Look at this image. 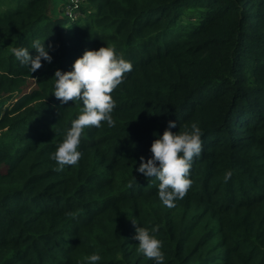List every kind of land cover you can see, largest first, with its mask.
Instances as JSON below:
<instances>
[{"label":"trees","instance_id":"16d2710c","mask_svg":"<svg viewBox=\"0 0 264 264\" xmlns=\"http://www.w3.org/2000/svg\"><path fill=\"white\" fill-rule=\"evenodd\" d=\"M37 38L53 59L31 73L11 48ZM105 45L133 64L115 123L86 127L79 162L59 169L49 154L83 105L52 95L54 72ZM169 120L203 132L173 208L136 172ZM28 122L20 151L0 146V264H91L94 251L95 264H154L139 226L164 264H264V0H0V132Z\"/></svg>","mask_w":264,"mask_h":264},{"label":"clouds","instance_id":"9594fccd","mask_svg":"<svg viewBox=\"0 0 264 264\" xmlns=\"http://www.w3.org/2000/svg\"><path fill=\"white\" fill-rule=\"evenodd\" d=\"M45 40L46 38L43 41L34 39L30 47H13L11 52L21 65L27 66L31 73L36 72L41 68L42 62H51L53 59L50 55L52 46H46ZM30 50H35L34 56L30 55ZM132 70V62L108 45L98 50H85L75 59L69 71L55 70L52 95L59 99L62 105L70 100L73 103L79 100L83 105L76 118L71 120V125L56 150L49 154V158L56 162L59 169L79 162L82 156L79 150L81 136L86 127L101 128L114 125L112 112L115 100L112 93ZM176 126L175 120L168 121L163 134L157 136L150 146L152 155L147 159L141 156L139 167L136 168V172L142 173L146 179L154 178L159 181L158 197L168 208L175 207L176 201L183 198L191 187L193 181L190 178V169L193 158L201 155L203 143V132L198 122L191 123L190 129L171 131ZM231 175L232 171L226 170L225 180ZM133 179L135 180L134 176ZM132 222L137 224L134 219ZM134 238L139 241V252L152 259L154 264H164L166 257L163 241L154 234L153 229L139 226ZM101 259L98 251L87 256L91 264Z\"/></svg>","mask_w":264,"mask_h":264},{"label":"rangeland","instance_id":"374dc122","mask_svg":"<svg viewBox=\"0 0 264 264\" xmlns=\"http://www.w3.org/2000/svg\"><path fill=\"white\" fill-rule=\"evenodd\" d=\"M73 2L74 3H80L81 0H73ZM70 13L71 12H69V11L66 12V14H68V15H70L72 17H78V15L80 16L79 10L76 11V12H72L71 14ZM30 84H31V81H29L27 84H25L24 87L26 85H30ZM33 112H34L33 114H30V116L32 115V117L37 116L39 113H45L46 111H45L44 106H43L42 103H36L35 106H34V111ZM28 125H30V122H28L27 124H22L19 127H16V129H14L13 131L8 130V129H6L4 131H1L0 132V141H1L0 142V146L6 148V150L11 152L13 155L15 153H17L18 151H20L28 140L26 139V137H24L19 132L20 131L26 132ZM18 130H20V131H18ZM4 143L7 146H5Z\"/></svg>","mask_w":264,"mask_h":264},{"label":"bare ground","instance_id":"6f19581e","mask_svg":"<svg viewBox=\"0 0 264 264\" xmlns=\"http://www.w3.org/2000/svg\"><path fill=\"white\" fill-rule=\"evenodd\" d=\"M198 26V25H197ZM198 27H200V26H198ZM195 29V28H194ZM169 34V33H168ZM193 103V102H192ZM195 104H197L196 102H195ZM187 113V112H186ZM85 218V217H84Z\"/></svg>","mask_w":264,"mask_h":264}]
</instances>
